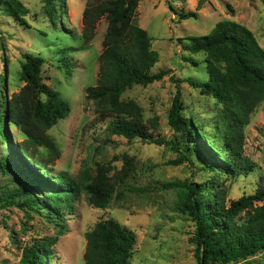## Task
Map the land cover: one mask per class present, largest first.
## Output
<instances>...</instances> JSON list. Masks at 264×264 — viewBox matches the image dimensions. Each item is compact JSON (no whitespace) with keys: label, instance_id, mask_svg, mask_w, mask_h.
Listing matches in <instances>:
<instances>
[{"label":"rangeland","instance_id":"obj_1","mask_svg":"<svg viewBox=\"0 0 264 264\" xmlns=\"http://www.w3.org/2000/svg\"><path fill=\"white\" fill-rule=\"evenodd\" d=\"M20 1L28 9L24 23L0 13V101L4 92L2 76L7 81L5 92L9 97L23 88L21 62L23 55L30 53L45 59L44 81L71 107L68 117L48 131L55 148L26 144L30 158L46 166L45 171L52 176L64 173L76 182L95 177L100 165L109 170L110 177L124 172L126 156L132 164L131 175L120 187L125 192L123 198L107 209L90 206L85 193L73 201V210L66 211L61 223L65 228L59 229L64 234L54 245L55 264H86V235L100 220L108 218L116 219L136 234L133 264H197L195 246L190 242L194 223L177 210L179 189H165L163 185L188 182L220 187L227 190L228 204L264 186V102L244 126V154L255 162V172L236 179L202 171L188 161L179 166L169 165V161L180 157L175 150L141 139L128 141L111 136L110 117H103L94 101L87 98L86 90L96 86L99 79L108 22L104 17L88 26L84 14L98 8L103 0H57L58 4L64 3V8L58 10L55 21L46 15L44 0ZM186 12H196L198 17L182 19ZM225 20L246 26L264 48V0H143L139 4L136 21L148 32L152 49L159 54L152 72L171 73L160 82L134 86L122 99L133 100L143 109L154 138L178 140V132L168 124V114L180 87L185 116L195 118L213 140H221L222 131L216 130V124L220 122L222 105L183 82L208 81L206 55L185 52L181 41L208 35L217 23ZM84 28L92 34L90 41H84ZM184 57L193 59L195 64L183 61ZM152 120L157 127L152 126ZM6 126L9 146L19 151L26 137L9 120ZM6 148L0 134V158L7 160L12 156ZM22 159L30 163L23 155ZM24 181L15 166L7 175L0 173V186L9 184L11 189H25L21 185ZM37 193L42 195L43 190L37 188ZM31 217L28 219L16 207L0 209V264H18L23 246L35 239L55 237L58 228L55 230L46 217ZM251 261L264 264V252Z\"/></svg>","mask_w":264,"mask_h":264},{"label":"trees","instance_id":"obj_2","mask_svg":"<svg viewBox=\"0 0 264 264\" xmlns=\"http://www.w3.org/2000/svg\"><path fill=\"white\" fill-rule=\"evenodd\" d=\"M56 1L44 0L45 13L53 21L58 10L64 8L63 2ZM142 1L103 0L98 8L86 10L84 14L88 26L104 17L108 22L99 79L86 93L101 115L110 117V135L170 147L180 157L169 161V165L179 166L188 161L202 171L236 179L255 172V162L244 154V126L256 107L264 102V48L246 26L228 20L217 23L208 35L183 38L181 45L185 52L206 55L208 81L186 79L183 82L222 105L220 122L216 124V130L222 131L221 140H213L195 118L185 116L180 87L168 114V124L178 132V140L167 142L154 138L147 128L143 109L133 100L122 99L134 86L160 82L171 73L170 70L152 72L159 62V54L152 49L148 32L136 21V11ZM0 13L24 23L28 9L20 0H0ZM197 17L196 12L181 15L182 19ZM91 35L84 28L85 42L91 40ZM182 60L195 64L191 58ZM44 64L41 56L23 55L20 75L24 86L12 97L5 92V76L1 77L4 92L0 101V134L12 158H0V173L7 175L15 166L25 180L21 182L25 189H11L9 184L0 186V209L16 207L28 219L40 214L55 230L58 228L55 237L35 239L23 246L18 264H55L54 245L64 234L65 226L61 223L66 211L73 210V201L85 193L90 206L105 210L123 198L125 192L120 187L132 172L126 156L124 172L110 177L109 170L100 165L95 177L76 182L64 173L52 176L45 171L46 166L30 158L26 144L54 149L48 131L71 112L70 104L44 81ZM7 120L26 137L19 151L8 144ZM151 124L157 127L155 120ZM22 155L30 160L29 164L23 162ZM163 187L179 189L177 210L194 223L190 242L195 246L197 264H253L251 259L264 252V204L258 205L264 202V186L230 204L226 201L227 190L220 187L188 182L167 183ZM37 188L43 190L42 195L37 193ZM86 239V264H133L137 236L116 219L100 220Z\"/></svg>","mask_w":264,"mask_h":264}]
</instances>
